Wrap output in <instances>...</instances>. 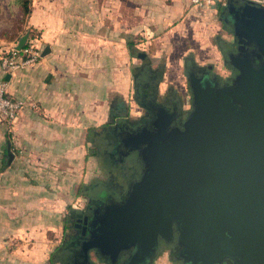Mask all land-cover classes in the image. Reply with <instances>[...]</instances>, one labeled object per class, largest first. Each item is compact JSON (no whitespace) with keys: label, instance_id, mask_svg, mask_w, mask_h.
I'll list each match as a JSON object with an SVG mask.
<instances>
[{"label":"crops","instance_id":"crops-1","mask_svg":"<svg viewBox=\"0 0 264 264\" xmlns=\"http://www.w3.org/2000/svg\"><path fill=\"white\" fill-rule=\"evenodd\" d=\"M223 1L221 10L219 1L209 8L195 6L190 0L31 1L24 29L18 34L35 29L38 48L49 50L35 64L13 74L0 67L8 97L24 101L12 123L0 118V264H58V251L67 252L56 239L60 227L57 212L63 203L68 207L64 195L68 186L74 196L80 184L73 185L75 128L89 123L79 131L85 147L88 130L114 119L117 104H127L130 111L123 92L126 85L127 93L128 84H123L120 67L123 17H130L126 31L144 32L147 38L165 31L150 41L170 48L189 40L190 46L184 47L198 49L200 64L209 60L212 67L211 36L216 27L211 15L217 13L221 24L220 16L230 15L224 10L227 0ZM230 2L235 10L244 4L242 0ZM226 27L222 26L230 35V27ZM16 38L0 39V51L17 44ZM217 49L220 51L219 45ZM107 64L114 67L107 69ZM64 219L61 230H67V247L70 233Z\"/></svg>","mask_w":264,"mask_h":264},{"label":"water","instance_id":"water-1","mask_svg":"<svg viewBox=\"0 0 264 264\" xmlns=\"http://www.w3.org/2000/svg\"><path fill=\"white\" fill-rule=\"evenodd\" d=\"M242 1L224 7L238 44L228 56L231 83L189 72L182 127L154 122L156 131L129 136L142 173L124 199L94 212L81 242L84 262L91 250L112 262L124 251H132L130 262L153 257L158 238L170 240L175 230L186 260L264 264V6Z\"/></svg>","mask_w":264,"mask_h":264},{"label":"rangeland","instance_id":"rangeland-1","mask_svg":"<svg viewBox=\"0 0 264 264\" xmlns=\"http://www.w3.org/2000/svg\"><path fill=\"white\" fill-rule=\"evenodd\" d=\"M31 1L29 0V5H31ZM221 13V11L219 12ZM230 16V15H229ZM22 17V13L20 11V6L17 3H13V0H0V39L5 40H14L16 38V35L14 34V31H19V28L21 27V30L24 29V21L25 16ZM229 18V17H228ZM211 19L215 25V31L213 32L211 36V43L213 44V56H211V65L210 67L208 64L209 60H202L203 63H201L199 58V51L198 49H192L190 47H184L186 45L190 46L189 40L186 42H180L179 45H175L172 48L166 46V43H160V42H154V40L150 41L153 38H156L160 35L165 34L164 32L156 33L153 38H147L144 32H134V31H126L129 27L130 23V17L124 16L123 17V23H124V31H123V42H122V63L120 65L121 70L123 71V84H128V90L126 93L127 86H123V92L124 96L127 97L126 99L129 100V117H135L139 119H151L150 115H147V112L142 109L144 107L142 104L136 103L135 99L130 98V91L133 95V91L135 87L136 89H142V84H144L146 81V75L144 72H141L140 69L142 66L147 63L149 73H155L158 77L155 80L154 89L157 92H154L158 95H156L157 99H159L167 93H174V96L178 98L181 102V106L183 108H187L191 106V94L189 92V86H188V80L185 76L184 68H183V62L188 61L190 63H193L196 69L200 72V74H196L194 72L195 76H209V74L206 72L207 69H214V72L216 74H219L220 71H226L227 69L225 65L223 64V59L221 57L220 51H218L217 46L223 42V44L227 45L228 43L224 41L223 39L231 40V36L226 34L225 31L222 28V24L220 23L218 19V14L213 13L211 15ZM127 24V25H125ZM20 30V31H21ZM19 31V32H20ZM130 35V36H129ZM126 40L132 41L134 51L133 56L129 53V51L126 48ZM149 40L150 42H148ZM127 41V42H128ZM178 43V42H177ZM165 44V45H164ZM135 45V46H134ZM5 46V45H4ZM3 46V47H4ZM2 47V46H1ZM2 50V49H1ZM139 53H142L143 56L137 57ZM1 54V51H0ZM201 55V54H200ZM133 64V68H136V71H140V73L137 75L135 72L133 74L131 70V65ZM110 67H114V65L107 64V69ZM187 72V71H186ZM219 75H225V73H220ZM135 76V77H134ZM217 78V76H213ZM135 78V79H134ZM149 80V79H148ZM137 84V85H136ZM132 87V88H131ZM151 91L150 87L147 89V92ZM129 92V93H128ZM135 92V91H134ZM146 92V93H147ZM152 92V91H151ZM148 97V95H147ZM155 102H159L156 100ZM122 105L123 112L127 111L125 103H119L117 104ZM190 105V106H189ZM114 107V106H113ZM132 116V117H131ZM167 122V120L165 121ZM164 122V123H165ZM80 126L75 128V159H74V187L78 184V182H85V186L82 190V192H85V194L82 193V195L71 193L70 185L68 186L69 191L66 192L64 195L67 196L69 199L68 207H66V204L63 203L61 207L58 208V221H59V229L57 232V242L59 241V244L65 245L62 247V249L66 248V233L67 230L62 231L61 226L62 221L64 219V215H71L72 213H80L86 210L87 208V202L86 196L89 193H92L93 191L101 188L100 192L106 195L105 193L108 192H116L118 188L119 183V176L117 174V171L115 168L119 169V166H121V163H117L118 165L115 166L116 163H113L114 160L110 161V158H105L102 156V148L106 145L108 142L107 140L111 138L113 131H110L109 127H98L97 129L91 130V136L89 137L88 144L85 143V147L82 146L79 139V131L82 127H86L89 123H79ZM138 123H132V125H136ZM163 124V123H159ZM139 131L133 133L132 135H141L143 131H156L157 127L155 123H139ZM131 136V135H130ZM105 137V138H104ZM145 143V140L143 144ZM146 144V143H145ZM98 146V147H97ZM90 151V152H89ZM92 151L99 152L97 155L92 156L90 153ZM83 153H86L85 156L87 158L83 160ZM118 166V167H117ZM61 169V166H59V170ZM60 172V171H59ZM60 177V175H59ZM48 179L46 176L44 177V181ZM97 185V186H96ZM73 188V187H72ZM106 188V189H104ZM129 188V186H128ZM127 188V190H128ZM75 190V188H74ZM85 190V191H84ZM126 190V192H127ZM122 195L119 199L115 198H108L107 201L102 200L98 206H96L93 210V213L91 214V217L94 216V212L97 213V216L101 215L104 211L105 205L108 204H114L117 202H120L121 199H124L125 194ZM64 196V197H65ZM73 196V197H72ZM89 203V202H88ZM69 222H66V226H69ZM70 230H68L67 233H69ZM64 235V236H63ZM63 238V239H62ZM77 239V238H75ZM87 239V238H86ZM62 240V241H61ZM64 243V244H63ZM70 243V240H69ZM70 247V246H68ZM60 249V248H59ZM77 249V250H76ZM59 256L56 258V262L58 261V264H82V251H81V242L79 244H74L71 246V250H67V252H64V250H59ZM77 252V253H76ZM175 257L178 259H181L183 261V264H197L190 260H186L183 258L180 254L179 248L175 251ZM78 260L77 263L73 260ZM89 264H117L118 260L112 262L109 257H103L99 253L96 254L94 250H91L89 253ZM174 264L172 260L169 258V256L166 253H161L159 257H156L155 260L152 261V257H145L144 259L140 261H128L127 264ZM223 262V261H222ZM222 262L218 264H222Z\"/></svg>","mask_w":264,"mask_h":264},{"label":"flooded vegetation","instance_id":"flooded-vegetation-1","mask_svg":"<svg viewBox=\"0 0 264 264\" xmlns=\"http://www.w3.org/2000/svg\"><path fill=\"white\" fill-rule=\"evenodd\" d=\"M228 13H224L220 16V19L222 20V26L223 28H227L226 26L230 27V32H231V40L227 41V45L221 43L219 44V49L222 54V59H223V64L227 68L225 71V75H219L216 74L213 69L211 70L210 68L207 69V73L209 74L210 77H213L214 75L217 76V80L222 84H230L232 79L234 78L236 74V70L230 66L228 56L230 53H237V47L238 44L234 42L233 34L231 31V22L228 18ZM225 41V40H224ZM250 50L251 47H248ZM257 61L254 62V66L257 65ZM183 68L185 72V76L189 72H196V74H200V72L197 70L193 63H190L188 61L183 62ZM137 69L135 68L133 74L137 72L136 74L138 75L141 72H144L147 74L146 76V81L144 84H142V89H136L134 88V94H133V99H135L136 103L139 102V104H142L144 107L142 109L147 112V115H150L151 119H139L138 117H129V111H124L122 109V105H117L116 111L113 113L116 116L114 119L110 118L109 122L107 125H104L102 127H109L110 131H113V134L110 139H108L106 145L104 148H102V156L105 158H110L111 160H114L113 163H121V166H119V169L115 168L117 171V174L119 176V183H118V188L116 192H108L103 193L100 192L101 188L93 191L92 193L87 194L86 201L87 202V208L83 212L80 213H72L69 216L68 219V230H70V243L67 245V250H71V246L74 244H79L86 238H88V224L90 220L92 219L91 214L93 213V210L96 206H98L100 203H102V200L107 201L108 198H115L119 199L124 193L126 192L128 186L139 179L142 170H143V162L140 159L138 155V151L132 149V146L129 143V136L132 135L135 132H138L140 127L139 123H164L166 120L171 121L169 123H172L173 126H177L179 128L182 127V123L184 122V119L187 116V113L190 110V107L183 108L181 106V102L178 98L174 96V93L170 92L167 93L166 95L162 96L159 99H157L156 90H153L155 80L158 78L156 77L157 75L154 73H149L147 63H145L144 66L140 69V71H136ZM187 71V72H186ZM135 77V76H134ZM135 79V78H134ZM149 79V80H148ZM137 85V84H136ZM152 91H148L149 89ZM147 92V93H146ZM148 95V97H147ZM158 100L159 102H155ZM127 109V108H126ZM132 123H138L136 125H132ZM166 123V122H165ZM105 138V137H104ZM98 147V146H97ZM99 152L96 151V155ZM118 167V166H117ZM97 186V185H96ZM106 189V188H104ZM85 217H87V223H85ZM86 227L85 233L83 234V228ZM176 236L177 233L175 230H173L172 233V238L170 240H164L162 238H158V244L155 248V253L154 256L152 257V261L156 259V257H159L161 253H166L169 258L172 260L174 264H183V261L181 259H178L175 257V251L178 248V245L176 243ZM77 238V239H75ZM70 246V247H68ZM77 250V249H76ZM132 251H124L121 253L120 257L118 258V263L117 264H127L129 261V254ZM77 253V252H76ZM74 262L77 263V259L73 260ZM83 263L82 264H89L84 262V259L82 257ZM79 262V261H78ZM73 264V263H71ZM151 264H153L151 262ZM222 264H229V260H224Z\"/></svg>","mask_w":264,"mask_h":264},{"label":"built area","instance_id":"built-area-1","mask_svg":"<svg viewBox=\"0 0 264 264\" xmlns=\"http://www.w3.org/2000/svg\"><path fill=\"white\" fill-rule=\"evenodd\" d=\"M216 1L219 0H190L193 5L203 8L211 7ZM252 1L264 6V0ZM40 57L41 50L36 45L31 44L18 48L16 44H12L1 57L0 67L4 72L13 74L35 64ZM23 105V100L8 97L7 83L5 80H0V118L7 123H12Z\"/></svg>","mask_w":264,"mask_h":264},{"label":"trees","instance_id":"trees-1","mask_svg":"<svg viewBox=\"0 0 264 264\" xmlns=\"http://www.w3.org/2000/svg\"><path fill=\"white\" fill-rule=\"evenodd\" d=\"M17 3L19 6H20V11H21V13H22V17H21V21H23L22 20V18H23V16H26L27 14H29V12H30V5H29V0H13V3ZM218 4H219V6H220V10L223 8V6H224V1L223 0H219V2H217ZM21 30V27L19 28V31ZM19 31H14L15 33V35L17 36V38H16V40H17V44L16 45H18V43H19V41L22 39V37H26V39H25V42L23 43V45L22 46H26V45H31V44H33V45H36L37 46V43H36V41H35V39L36 38H38V36H39V33L35 30V29H26V30H24L22 33L23 34H18L19 33ZM38 47V46H37ZM126 48H127V50L129 51V53L133 56V51H134V47H133V43H132V41H128L127 43H126ZM9 49V48H8ZM8 49H6V50H4V51H2L1 52V54H0V59H1V57L7 52V50ZM131 69L133 70V66L131 65ZM189 92H190V90H189ZM108 123H104L103 125H101V126H104V125H107ZM92 129H94L93 127H91L89 130H88V135L87 136H91V130ZM92 156H95L96 155V151H92L91 153H90ZM87 158V156L85 157V159ZM83 188H84V186H83V183L82 182H80V184H79V186H78V189H77V191H76V194H79V195H82V193L84 194V192H82V190H83ZM68 219H69V216H67V218H65L64 219V221H65V223H64V226H66V222H68ZM159 256V255H158Z\"/></svg>","mask_w":264,"mask_h":264}]
</instances>
